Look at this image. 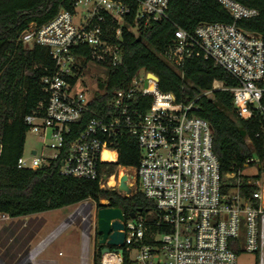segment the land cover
Instances as JSON below:
<instances>
[{
    "label": "built area",
    "instance_id": "built-area-1",
    "mask_svg": "<svg viewBox=\"0 0 264 264\" xmlns=\"http://www.w3.org/2000/svg\"><path fill=\"white\" fill-rule=\"evenodd\" d=\"M217 1L234 22H200L192 31L176 28L165 57L179 71L196 57L222 67L236 85L218 88L232 92L240 118L258 117L264 133V38L237 25L259 11L236 0ZM170 2L74 0L72 9L61 8L48 22L28 24L22 43L48 48L55 68L41 80L46 104L25 117L29 130L42 140L41 151L23 154L18 167L38 169L59 161L64 175L98 180L100 188L126 196L139 190L153 201L155 218L125 217L123 245L101 244L109 250L101 251L99 264H239L244 253L264 264V163L251 157L242 169L221 172L212 126L195 115L199 97L211 96L213 89L191 101L179 100L173 93L159 92L158 81L142 70L130 86L115 91L109 102L112 111L105 115L91 106L95 90L87 93L77 87L90 64L107 70L122 66L124 32L138 34L168 19ZM83 47L89 54L84 70ZM145 93L155 99L141 111L135 98ZM122 129L137 137V167L118 164L119 152L112 145ZM113 165L114 173L108 174ZM244 168L255 173L244 174ZM124 175L130 194L119 191Z\"/></svg>",
    "mask_w": 264,
    "mask_h": 264
},
{
    "label": "trees",
    "instance_id": "trees-1",
    "mask_svg": "<svg viewBox=\"0 0 264 264\" xmlns=\"http://www.w3.org/2000/svg\"><path fill=\"white\" fill-rule=\"evenodd\" d=\"M236 1L259 11L255 18L239 20L238 27L264 38V0ZM73 3L74 0H0V214L22 217L92 200L98 207H120L127 219L132 214L146 215L155 209L154 203L139 190L126 196L117 190L100 188L98 180L64 175L59 161L38 169L18 167L29 130L25 117L41 103L46 104L47 93L41 80L55 68L48 48L27 47L21 35L29 23L42 25L61 8L72 9ZM168 16L141 28L138 34L124 32V63L108 68L106 79L98 81L91 106L109 115V102L115 91L130 86L142 70L158 76L159 92L173 93L179 100L191 101L213 89L211 96L199 97L195 115L212 126L213 149L221 172L242 169L251 157L264 163V133L259 118H240L232 92L218 88L236 85L235 79L210 60L190 58L179 71L165 57L176 28L192 31L200 22L233 23V17L217 0H171ZM83 51L86 57L81 60L82 70L87 66L88 47H83ZM154 99L152 93L138 94L135 105L145 111ZM85 121L84 116L81 124ZM112 147L119 152V165H139L141 152L134 134L120 130ZM115 168L110 166L108 174L114 173ZM254 189L255 186L249 187L248 192ZM102 200L107 203L102 204ZM100 238L97 233L94 264L100 262ZM236 251L240 253L237 248Z\"/></svg>",
    "mask_w": 264,
    "mask_h": 264
},
{
    "label": "rangeland",
    "instance_id": "rangeland-1",
    "mask_svg": "<svg viewBox=\"0 0 264 264\" xmlns=\"http://www.w3.org/2000/svg\"><path fill=\"white\" fill-rule=\"evenodd\" d=\"M106 77V68L90 64L77 87L90 93ZM41 148L39 135L28 130L24 155L30 157L32 149L41 151ZM243 173L253 174L255 170L244 168ZM99 209L96 202L86 200L22 217L0 214V264H94ZM156 215L153 210L145 218ZM239 264H256V258L254 254L244 253Z\"/></svg>",
    "mask_w": 264,
    "mask_h": 264
},
{
    "label": "water",
    "instance_id": "water-1",
    "mask_svg": "<svg viewBox=\"0 0 264 264\" xmlns=\"http://www.w3.org/2000/svg\"><path fill=\"white\" fill-rule=\"evenodd\" d=\"M154 80L158 81L159 78L156 74L150 72L148 74ZM127 175H124L120 179L119 191L131 193V188L127 184ZM132 218L135 214H132ZM125 220V215L120 207L106 206L98 210L97 215V231L101 236L99 239L100 244L108 243L110 245H123L125 234L120 231L124 228L123 221ZM108 247H104L102 252L108 251ZM122 252V250H121Z\"/></svg>",
    "mask_w": 264,
    "mask_h": 264
},
{
    "label": "bare ground",
    "instance_id": "bare-ground-1",
    "mask_svg": "<svg viewBox=\"0 0 264 264\" xmlns=\"http://www.w3.org/2000/svg\"><path fill=\"white\" fill-rule=\"evenodd\" d=\"M61 228V227H60ZM63 228V227H62ZM58 230V229H57ZM61 230V229H60ZM38 248V247H37ZM38 254V253H37Z\"/></svg>",
    "mask_w": 264,
    "mask_h": 264
}]
</instances>
